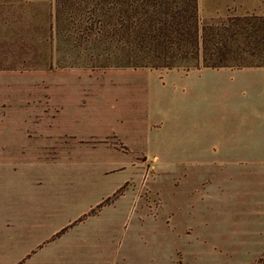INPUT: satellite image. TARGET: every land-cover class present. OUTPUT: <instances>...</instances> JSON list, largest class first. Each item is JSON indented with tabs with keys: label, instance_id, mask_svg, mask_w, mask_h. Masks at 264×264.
<instances>
[{
	"label": "rangeland",
	"instance_id": "1",
	"mask_svg": "<svg viewBox=\"0 0 264 264\" xmlns=\"http://www.w3.org/2000/svg\"><path fill=\"white\" fill-rule=\"evenodd\" d=\"M250 6L199 0V16H264V0ZM53 15L52 0H0V212L30 213L32 229L16 264H85L109 249L124 255L113 264H264V66L106 65L101 48L59 45ZM158 84L174 95L161 108L173 112L175 146L235 131L236 159L211 157L236 167L239 212L197 213L206 187L181 173L202 156L149 147L167 129L149 123L144 88ZM115 217L111 235L96 233Z\"/></svg>",
	"mask_w": 264,
	"mask_h": 264
},
{
	"label": "trees",
	"instance_id": "2",
	"mask_svg": "<svg viewBox=\"0 0 264 264\" xmlns=\"http://www.w3.org/2000/svg\"><path fill=\"white\" fill-rule=\"evenodd\" d=\"M52 5L57 43L101 48L107 52L106 65L264 66L262 15L202 20L199 0H52Z\"/></svg>",
	"mask_w": 264,
	"mask_h": 264
},
{
	"label": "crops",
	"instance_id": "3",
	"mask_svg": "<svg viewBox=\"0 0 264 264\" xmlns=\"http://www.w3.org/2000/svg\"><path fill=\"white\" fill-rule=\"evenodd\" d=\"M217 4L223 3L224 5H236V9L241 10H249L253 9L251 5V0H215ZM260 3H263V0H258ZM228 69L229 67H221V68H204L203 70L208 69ZM164 88V84H162ZM161 86L156 85L154 87H145L146 90L145 95L147 100L150 101V119L149 123L151 125H155L158 123H164L166 130L159 129L155 131L157 135L153 133L150 135L149 139V147H156L167 149L169 153H188L194 155H201L202 157L199 161L189 160V163H186L184 166L183 173L181 175L186 179L187 185L189 188L195 187V185L202 183L203 186L206 187L205 198H202L201 205L199 206V210L197 213H237L239 212L237 207L234 209V201L238 199L236 193L240 192L239 186L235 183L234 178L237 180L239 175L236 173V167L231 164V166H227V164H222L219 159L216 157V153H220V155H226L227 158L223 161H227V159L232 162L231 157L234 152H238L236 145L239 146L240 141L238 142L236 139V144L234 137L236 136L235 131L229 130L228 133H223L218 129H210L205 130L199 134L197 137L198 146L189 145L188 137H184L183 146H175L174 138L176 136L172 134V128H174L173 123V112L169 109L168 114L164 108H161V104L166 103L165 101L172 100L171 98L174 96L170 93V88H162ZM168 90V91H166ZM173 101V100H172ZM168 117V119H167ZM215 125L218 127L219 123L223 124V119H215ZM213 127L216 128V126ZM169 136V141L167 143H163V139L161 140L160 132H167ZM171 139L173 143H171ZM222 139V142H221ZM224 145H223V144ZM168 144V145H165ZM222 145V146H221ZM253 148V147H252ZM219 150L216 151V150ZM214 150V151H213ZM248 151V150H247ZM212 154V155H209ZM220 163L222 165H220ZM177 165L174 164V169H176ZM216 166V167H215ZM223 166L228 167V172L218 173L216 170L221 169ZM171 167L169 166V169ZM171 170V169H170ZM245 180V178H244ZM226 191V192H225ZM224 192V193H223ZM237 197V198H236ZM245 200L248 199V194L244 196ZM243 198V197H242ZM227 201L229 204L225 206V204H221ZM247 203V201H245ZM245 210L242 213H251L248 205H244ZM248 207V208H247ZM241 212V211H240ZM174 213V211H172ZM27 215L30 213H1L0 212V222H4L7 225L2 227L6 238L0 239V264H16L18 260H21L25 254L31 250V223L30 219ZM22 216V217H21ZM27 216V217H26ZM27 219H26V218ZM25 218L24 222H21V219ZM17 220L19 222H17ZM114 222L110 224V228L104 230H97V234L107 236L111 235L112 230L116 229L118 218L115 217L112 219ZM27 221V222H26ZM1 229V225H0ZM18 237V238H17ZM1 243H3L1 248ZM1 252L3 255L1 256ZM120 252V251H119ZM122 252V251H121ZM118 254L116 250L109 249L105 250L103 253H95L93 254L92 259H83V262H87L85 264H113L118 259H124V255ZM78 260V259H77ZM80 260H78L79 262ZM77 264H80L78 263Z\"/></svg>",
	"mask_w": 264,
	"mask_h": 264
}]
</instances>
